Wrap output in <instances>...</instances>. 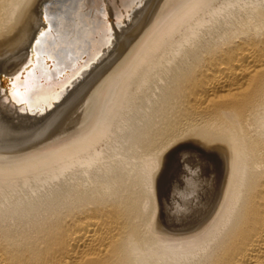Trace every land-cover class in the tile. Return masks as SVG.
Here are the masks:
<instances>
[{"label": "bare ground", "instance_id": "1", "mask_svg": "<svg viewBox=\"0 0 264 264\" xmlns=\"http://www.w3.org/2000/svg\"><path fill=\"white\" fill-rule=\"evenodd\" d=\"M81 68L0 156V264H264V0H0V119Z\"/></svg>", "mask_w": 264, "mask_h": 264}, {"label": "rangeland", "instance_id": "2", "mask_svg": "<svg viewBox=\"0 0 264 264\" xmlns=\"http://www.w3.org/2000/svg\"><path fill=\"white\" fill-rule=\"evenodd\" d=\"M146 1V0H145ZM142 3L144 4V2L142 1ZM141 5L138 7L139 11L141 9H144L145 5L142 6ZM139 5V3L134 4L135 7H137ZM142 6V7H141ZM132 10V9H131ZM138 11V12H139ZM136 12H133V15ZM130 14V15H129ZM127 16L124 17V19L122 18V22L129 20L131 18L132 12L131 13H127ZM127 18V19H126ZM138 17L135 19L137 20ZM133 21V23L128 27L130 28L131 26H134V23L136 21ZM107 32V31H106ZM114 36V35H111ZM115 38V37H114ZM120 40H117L115 42V44H118ZM131 44V43H130ZM117 45H115V49H117L116 47ZM100 50H104L105 48L102 46L98 47ZM107 49V48H106ZM116 51V50H115ZM114 50L110 53H108V55L112 56L113 52H115ZM106 57H108L106 55ZM91 64V63H89ZM84 65V64H83ZM82 65V66H83ZM112 67V66H110ZM105 69V68H104ZM82 70V71H81ZM108 70V69H107ZM106 70V71H107ZM78 69L75 70L74 72H76L72 78L70 79L69 83L65 84L62 86V90L67 89V92L64 94V96H61L58 98H52L50 99V101L46 104L48 105V107L43 106L38 108L35 111H29L28 114L26 115L27 117H33L32 122H25L28 118L22 117L21 114H17V113H9L10 115L8 116L9 120H5L4 119H0L2 122V125L4 126V129H7L8 132L5 134V137L0 138V156H9L13 154L14 155H20L22 152H26L28 150L34 149L36 148L35 146H41L43 143H47L48 141L50 142V140L54 139L55 137H62V135H64V121H65V105L72 99V97L74 98V95H78L79 94V90L81 89V86L83 85V83H80V79H79V75H81L84 71V68H81L78 72ZM105 71V72H106ZM82 72V73H81ZM79 74V75H78ZM66 79H64L63 81H61V83H64ZM77 80L76 85L70 86L71 83H75ZM100 80V79H99ZM99 80H97L96 82H94V84H98ZM79 81V82H78ZM93 85H90L89 88H85V91H89L91 88L94 87ZM88 85V84H87ZM68 86V88L66 87ZM77 93V94H76ZM86 93V92H85ZM66 95V96H65ZM76 97V96H75ZM81 97V96H80ZM91 97V96H90ZM67 98V99H66ZM82 98V97H81ZM79 98V99H81ZM69 99V100H68ZM77 100L76 102H79L80 100ZM56 100V101H55ZM49 104H51L52 106H50ZM21 105H23V103H18L16 104V106L20 107ZM50 106V107H49ZM74 106V105H73ZM50 108V109H49ZM45 111V112H44ZM48 111V112H47ZM41 116L38 115L39 113H41ZM44 112V113H43ZM47 112V113H46ZM30 113V114H29ZM15 114V115H14ZM13 115V116H12ZM21 115V116H20ZM37 115V116H36ZM21 118H20V117ZM35 116V117H34ZM26 118V120H25ZM19 119V120H18ZM57 120V122H56ZM11 121V122H10ZM36 121V122H35ZM53 121V122H52ZM35 122V123H34ZM6 123V124H5ZM11 123V124H9ZM24 123V124H23ZM63 123V124H62ZM14 125V126H13ZM28 126V127H27ZM6 127V128H5ZM59 128V129H58ZM48 131V132H47ZM12 132V133H11ZM55 132V133H54ZM11 133V134H10ZM53 134V135H51ZM55 134V135H54ZM58 135V136H56ZM49 136V137H48ZM54 136V137H53ZM5 138V139H3ZM13 139V141H12ZM2 140V141H1ZM47 142H46V141ZM12 141V142H11ZM42 141V142H40ZM45 141V142H43ZM6 142V143H5ZM8 142V143H7ZM7 145H5V144ZM25 143V144H23ZM19 144V145H18ZM22 144V145H21ZM38 144V145H37ZM9 145V146H8ZM17 145V146H14ZM24 145V146H23ZM13 146V147H12ZM22 146V147H21ZM3 147V148H2ZM5 147V148H4ZM9 148V150H8ZM16 148V149H15ZM13 149V150H11ZM26 149V150H25ZM17 150V151H16ZM25 150V151H24ZM6 151V153H9L7 155H5L6 153L4 152ZM4 152V153H3ZM164 185V189L167 186L166 182L163 184ZM167 192V191H166ZM165 192V196L167 195V193ZM15 225H13L14 227ZM15 228V227H14Z\"/></svg>", "mask_w": 264, "mask_h": 264}, {"label": "water", "instance_id": "3", "mask_svg": "<svg viewBox=\"0 0 264 264\" xmlns=\"http://www.w3.org/2000/svg\"><path fill=\"white\" fill-rule=\"evenodd\" d=\"M79 59H80V58H79ZM83 61H84V60L82 59L81 62H83ZM18 72H19V74H20L21 71H18ZM39 81H43V79L40 78ZM7 82H8V81H7ZM4 86H5V84H4ZM10 86H11V85H10ZM10 86H9V84L6 83V86H5V87H7V88L9 87V88H10ZM9 88H8V90H9Z\"/></svg>", "mask_w": 264, "mask_h": 264}]
</instances>
